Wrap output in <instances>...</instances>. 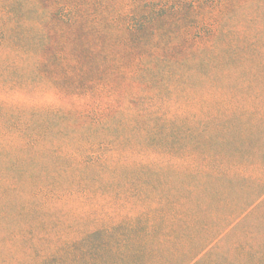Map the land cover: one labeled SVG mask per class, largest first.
<instances>
[{
	"label": "trees",
	"instance_id": "1",
	"mask_svg": "<svg viewBox=\"0 0 264 264\" xmlns=\"http://www.w3.org/2000/svg\"><path fill=\"white\" fill-rule=\"evenodd\" d=\"M35 79L89 96V109L77 112L88 122L75 119L83 128L75 133L80 143L72 152L39 146V134L68 114L55 106H9L0 98V129L9 131L27 110L35 124L27 132L18 128L25 137L21 145L0 141L2 228L48 220L53 202L82 188L83 179L97 176L107 164L112 155L103 151L123 137L120 132L141 137L148 129L147 113L158 115L164 103L174 104L177 91H196L198 85L202 91L211 80L217 82L214 97L232 105L214 102L210 114L188 120L225 127L214 139L219 154L210 167L183 168L195 183L180 181L178 197L172 198L179 214H162L164 222L151 231L158 229L160 236L179 227L187 233L185 220L202 224L209 218L220 224L208 236L216 242L253 223L252 243L263 256L264 0H0V83L14 87ZM112 95L130 96L133 106L146 103L132 111L123 103L113 104ZM184 106L194 116L192 102ZM19 132L10 133L22 136ZM134 168L147 170L141 164ZM233 195L244 200L237 204ZM226 205L228 212L223 211ZM118 264L136 262L124 258Z\"/></svg>",
	"mask_w": 264,
	"mask_h": 264
},
{
	"label": "rangeland",
	"instance_id": "2",
	"mask_svg": "<svg viewBox=\"0 0 264 264\" xmlns=\"http://www.w3.org/2000/svg\"><path fill=\"white\" fill-rule=\"evenodd\" d=\"M205 82L207 88L202 91L199 85L196 91L188 87L177 91L174 104L164 103L165 106L156 111L158 115L147 113L148 129L141 137L134 133L128 135L127 130L120 132L123 137L114 141L108 153L103 151V154L112 155L107 164L101 166L97 176L83 179L82 188L53 202L50 207L53 213L48 220L23 223L22 228L14 226L9 230L0 224V237L5 235L4 243L0 244L3 247L0 264H118L124 258H134L136 264H264V254L259 257L252 243L253 223L216 242L208 236L214 234L220 224L215 220L207 221L209 218L202 224L185 220L189 227L187 233H182L179 227L160 236L158 229L156 233L151 231L164 222L162 214L170 210H174L173 217L179 214V204L172 198L178 197L176 189L180 181L187 179L189 184L195 183L185 176L183 168L210 167L211 160L219 154L220 147L214 139L220 137L218 134L225 127L188 120L210 114L216 102L232 105L229 99L218 101L214 97L217 82ZM138 90L134 85L133 92L138 93ZM76 92L58 89L50 82L36 79L14 87L0 83V98L9 106L23 109L55 106L64 110L68 117L59 119L56 125H50L49 131L40 133L42 138L38 144L70 152L80 143L75 133L83 127L78 120L88 122L87 117H77V112L86 111L91 103L89 96ZM112 96L113 104L123 103L132 111L146 103L141 100L133 106L130 96L127 99L122 95L116 99ZM189 101L194 116L184 106ZM146 107L156 109L157 104H146ZM25 113L20 120H14L7 128L9 131L0 129L2 144L16 146L24 142L25 137L19 132L21 128L27 132L35 127ZM140 164L147 170L134 168ZM107 185H112V189ZM123 185H128L127 189ZM233 196L237 204L244 200V197ZM229 208L226 205L223 211L228 212ZM94 228H98L97 232L90 233ZM78 236L81 239L75 245L73 238ZM14 238L21 240L14 245L10 243ZM211 244V252L203 256L205 247L208 249ZM55 251L62 253L58 257H46Z\"/></svg>",
	"mask_w": 264,
	"mask_h": 264
}]
</instances>
